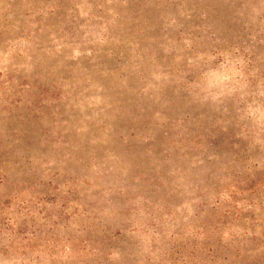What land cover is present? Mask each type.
<instances>
[{
    "label": "rangeland",
    "instance_id": "rangeland-1",
    "mask_svg": "<svg viewBox=\"0 0 264 264\" xmlns=\"http://www.w3.org/2000/svg\"><path fill=\"white\" fill-rule=\"evenodd\" d=\"M0 264H264V0H0Z\"/></svg>",
    "mask_w": 264,
    "mask_h": 264
}]
</instances>
